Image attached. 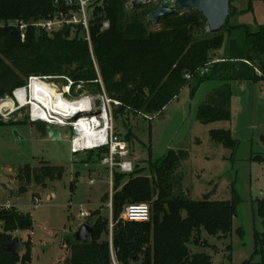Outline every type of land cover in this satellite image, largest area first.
Segmentation results:
<instances>
[{
  "label": "trees",
  "instance_id": "1",
  "mask_svg": "<svg viewBox=\"0 0 264 264\" xmlns=\"http://www.w3.org/2000/svg\"><path fill=\"white\" fill-rule=\"evenodd\" d=\"M130 0H102L89 22L90 44L81 24H64L47 31L35 25L68 7L63 0H0V98L28 84L30 77H66L70 92H104L118 104L111 107L112 119L127 125L131 116L147 118L162 109L188 84L191 91L206 80H220L221 86L209 92L197 118L203 122L228 119L227 81L264 82V23L256 30L244 24L227 25L217 31L205 29V18L196 9L174 12L159 19L162 27L150 30L147 15L154 6L130 9ZM156 8V7H155ZM235 8L229 4V12ZM108 27L102 29V22ZM26 24L24 38L16 23ZM226 21V20H225ZM224 25V24H223ZM207 67V71L200 70ZM192 74L190 79L185 75ZM194 84H191L192 82ZM79 85L78 89L75 87ZM0 124H5L0 121ZM45 122L38 130L46 135ZM115 130V129H114ZM115 133L126 142L131 131ZM214 140L226 146L236 142L228 130L212 129ZM106 153L107 147L90 149ZM185 150L167 149L162 157L149 161L151 176L137 169H112V226L109 215L91 213V241L68 239L67 264H212L200 247L208 237H226L235 216L236 200L190 199L175 192L171 173ZM26 168L29 178L43 185L59 178L63 166L42 162ZM144 202L149 205L148 221L118 219L124 206ZM258 213L264 223V194L258 200ZM0 264H28L31 245L16 255L1 248L14 231L32 227L29 214L16 209L0 210ZM264 245L263 237L256 236ZM193 244L198 248L193 249ZM241 264H264V257Z\"/></svg>",
  "mask_w": 264,
  "mask_h": 264
},
{
  "label": "rangeland",
  "instance_id": "2",
  "mask_svg": "<svg viewBox=\"0 0 264 264\" xmlns=\"http://www.w3.org/2000/svg\"><path fill=\"white\" fill-rule=\"evenodd\" d=\"M101 2L98 0L96 6ZM160 2L148 0L147 4L155 8ZM229 4L235 12H228L222 28L228 24H244L256 30L264 23V0H229ZM131 6L132 0L127 2L128 9ZM175 8L180 13L193 9L177 5ZM92 10L93 7H88L90 19ZM148 27L157 30L162 23L148 19ZM43 80L61 94L69 88L68 93L62 94L68 100L89 96L95 109L100 107L98 93L83 90L72 95L69 78L53 76ZM29 82L25 86L24 105L16 104L13 110L0 109V121L5 123L0 124V206L8 204V211L16 209L32 219L30 230L12 233V237L17 235L20 239L19 253L24 252L27 241L30 243L28 264H67V241L78 226L87 223L91 213L98 210L110 216L108 200L101 202V197L110 193L112 170L102 162L105 153L71 150L73 132L69 126H60V139H51L39 132V121H30ZM227 82L228 119L203 122L197 118L198 109L208 101L209 92L223 83L218 79L202 82L194 92L191 85H184L160 114L154 113L147 118L131 116L127 125L112 119L115 131L122 135L129 130L132 133L130 141L126 142L128 159L132 162V170L137 169L138 174L151 176L149 161L162 157L167 149L185 150V156L178 160L171 173L175 192L182 190L190 199L236 200L229 234L208 237L206 246L201 241L200 247L210 255L212 264L256 262L264 257V245L256 240V236L264 235V223L258 213V200L264 194V83ZM78 88L79 85L75 87ZM13 92L8 97L13 98ZM212 129L228 130L236 142L226 146L214 140ZM16 134L19 139L15 138ZM42 162L62 165V175L43 185L36 184L23 166L34 167ZM34 199L38 201L34 203ZM81 210L88 215L80 216ZM192 248L197 249V244Z\"/></svg>",
  "mask_w": 264,
  "mask_h": 264
},
{
  "label": "built area",
  "instance_id": "3",
  "mask_svg": "<svg viewBox=\"0 0 264 264\" xmlns=\"http://www.w3.org/2000/svg\"><path fill=\"white\" fill-rule=\"evenodd\" d=\"M64 4L68 7L67 12H63L62 10L58 15L51 17L46 20L38 21L35 25L43 27L47 31H51L56 28L62 27L64 24H81L86 32V39L90 44L89 37V22L90 18L87 16L88 7L95 8L98 0H63ZM54 2H58V0H54ZM93 14V10H92ZM20 30V37L24 38V30L26 24L23 21L16 23ZM108 27V21L104 20L102 22V29ZM207 71V67H204L200 70V73ZM192 74L187 73L185 77L190 79ZM34 78L44 79L45 77L33 76L30 77V81ZM30 83V82H29ZM29 86V85H28ZM25 88V87H24ZM69 92V88H67L64 93ZM64 93H62L64 95ZM14 94V92H13ZM100 97V107L99 109H95V104L89 96H84L81 98H88L91 102V110L82 111L77 116L72 115L64 123H56V122H47L39 119L38 117H33L30 113V121H44L47 124H56L60 126H69L72 129L76 130L73 132L70 138V146L73 152L86 151L90 149H97L107 147V152L105 153L102 162L109 165V168L112 170L114 167H118L121 172H131L132 162L128 159L129 150L125 140L120 138L115 133L112 121V113H111V104H118L116 100L110 99L104 92L98 93ZM79 98V99H81ZM79 120H83L84 123H80ZM89 137L92 143H75V137ZM112 185V184H111ZM38 200L34 199V203ZM107 206L110 209V228L113 224L111 210H112V190H110ZM9 208L8 204H3L0 206V210H7ZM80 216L86 217L88 213L84 210L80 211ZM120 218L124 221H148L150 219V208L147 203H129L126 204L121 212ZM114 264H116L114 262Z\"/></svg>",
  "mask_w": 264,
  "mask_h": 264
},
{
  "label": "water",
  "instance_id": "4",
  "mask_svg": "<svg viewBox=\"0 0 264 264\" xmlns=\"http://www.w3.org/2000/svg\"><path fill=\"white\" fill-rule=\"evenodd\" d=\"M142 3V0H132L134 7L141 6ZM176 5L181 8H193L199 11L205 18L208 31L219 30L225 23L229 12V0H161L159 5L148 13L147 18L158 21L161 17L176 12ZM6 97L8 96L3 98ZM3 98H0V100ZM79 113V111L73 110V115L77 116ZM73 132H76V130L73 129ZM46 135L51 139H60L62 136L61 128L48 124L46 125ZM15 138L19 139L18 134L15 135ZM108 196L109 192L104 193L101 202H106ZM72 238L75 241H91L93 229L89 224L82 223L73 233ZM200 245L202 246L203 242ZM1 248L13 255L18 254L21 248L19 237L14 235L9 242L1 244Z\"/></svg>",
  "mask_w": 264,
  "mask_h": 264
},
{
  "label": "bare ground",
  "instance_id": "5",
  "mask_svg": "<svg viewBox=\"0 0 264 264\" xmlns=\"http://www.w3.org/2000/svg\"><path fill=\"white\" fill-rule=\"evenodd\" d=\"M31 94V115L47 122L64 123L73 115V110L79 112L91 110V102L88 98L68 100L56 89L52 88L43 79L34 78L29 83ZM26 87L15 89L13 98L6 97L0 100V109L13 110L16 104L24 105ZM84 123L83 120H79ZM75 143H92L89 137H75Z\"/></svg>",
  "mask_w": 264,
  "mask_h": 264
},
{
  "label": "crops",
  "instance_id": "6",
  "mask_svg": "<svg viewBox=\"0 0 264 264\" xmlns=\"http://www.w3.org/2000/svg\"><path fill=\"white\" fill-rule=\"evenodd\" d=\"M228 25H232V24H228ZM264 83V82H263ZM257 84V83H256Z\"/></svg>",
  "mask_w": 264,
  "mask_h": 264
}]
</instances>
